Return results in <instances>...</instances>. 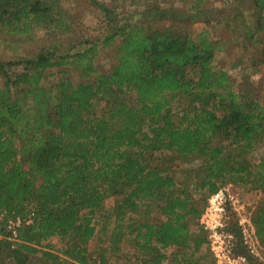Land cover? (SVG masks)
<instances>
[{
	"label": "trees",
	"instance_id": "trees-1",
	"mask_svg": "<svg viewBox=\"0 0 264 264\" xmlns=\"http://www.w3.org/2000/svg\"><path fill=\"white\" fill-rule=\"evenodd\" d=\"M128 1L142 7L172 0ZM253 3L264 12V0ZM69 20L60 0H0L3 44L32 43ZM56 42L0 61V214L30 221L15 242L0 222V264H36L37 255L51 264H89L86 246L109 197H116L111 259L131 242L133 264H162L170 248L178 251L170 253L175 264H203L207 231L199 218L209 197L236 181L248 190L264 187V101L251 85L235 86L214 69L217 46L206 33L193 39L122 24L103 41L118 42L115 65L91 84L45 78L48 70L84 60L85 72L93 71L96 45L70 56ZM176 96L186 99L187 110L175 123ZM252 152L254 165L245 158ZM149 210L161 220L139 218ZM251 221L264 247V197Z\"/></svg>",
	"mask_w": 264,
	"mask_h": 264
},
{
	"label": "rangeland",
	"instance_id": "rangeland-1",
	"mask_svg": "<svg viewBox=\"0 0 264 264\" xmlns=\"http://www.w3.org/2000/svg\"><path fill=\"white\" fill-rule=\"evenodd\" d=\"M95 1L112 11L111 15L93 7L91 0H60L70 17L66 27L42 30L38 40L32 43L10 40L12 43L8 41L3 44L0 34V61H14L17 56L28 57L55 41L58 52L70 56L89 49L90 45H96L92 72H85L89 66L85 60L82 64L73 62L66 70L61 67L45 72V78L52 82L69 77L73 84H91L97 75L109 71L115 65L118 42L109 46L104 45L103 41L122 24H141L145 29L168 30L193 39L206 33L217 46L212 59L214 69L227 73L235 86L251 85L255 96L264 101V12L258 13L253 0H205L202 4L192 0L184 3L172 0L142 7L128 0ZM21 68L15 70L14 74L20 73ZM61 71L66 74H56ZM9 76L12 77L11 73ZM4 83L5 80L0 81V90L4 88ZM102 106L103 103H98L95 109ZM171 109L175 123L179 122L183 111L187 110L186 99L179 96L171 98ZM228 152L234 154L233 148H229ZM245 158L251 165L258 162L254 152L245 155ZM263 197L264 187L248 190L239 181L228 184L219 193L209 197L207 207L199 218V223L207 231V243L199 250L203 264H251L250 261L264 264V247L255 238L251 221ZM115 199H106L103 210L96 215V234L86 246L89 264H133L135 252L131 242L122 246L121 253L112 259L106 253L113 227ZM139 218L161 220L155 210L141 212ZM51 242L56 248L61 247L55 239ZM171 252L178 251L175 248L163 251L168 258L162 264H175L171 260ZM34 259L36 264H51L39 255L33 257L32 261Z\"/></svg>",
	"mask_w": 264,
	"mask_h": 264
},
{
	"label": "built area",
	"instance_id": "built-area-1",
	"mask_svg": "<svg viewBox=\"0 0 264 264\" xmlns=\"http://www.w3.org/2000/svg\"><path fill=\"white\" fill-rule=\"evenodd\" d=\"M4 217L3 214H0V222L3 221V230L6 234V239L10 242H15L17 240V232L19 229H21L23 226L28 225L30 223L29 220L23 221L22 219L18 217Z\"/></svg>",
	"mask_w": 264,
	"mask_h": 264
}]
</instances>
